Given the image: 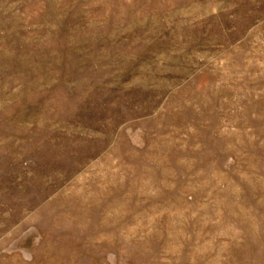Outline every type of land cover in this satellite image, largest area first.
<instances>
[{
	"label": "rangeland",
	"instance_id": "374dc122",
	"mask_svg": "<svg viewBox=\"0 0 264 264\" xmlns=\"http://www.w3.org/2000/svg\"><path fill=\"white\" fill-rule=\"evenodd\" d=\"M0 264H264V0H0Z\"/></svg>",
	"mask_w": 264,
	"mask_h": 264
}]
</instances>
